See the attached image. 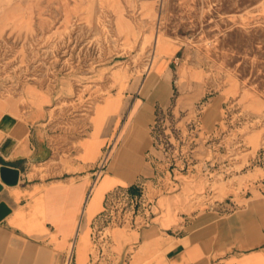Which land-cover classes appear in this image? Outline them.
Here are the masks:
<instances>
[{
  "label": "rangeland",
  "instance_id": "rangeland-1",
  "mask_svg": "<svg viewBox=\"0 0 264 264\" xmlns=\"http://www.w3.org/2000/svg\"><path fill=\"white\" fill-rule=\"evenodd\" d=\"M156 33L166 46L149 83ZM166 78L169 98L155 106L160 138L147 180L185 172L204 186L194 200L212 204L240 191L252 169L264 172V0H0V105L25 121L33 106L25 89L47 99L36 125L49 129L53 154L30 178L48 182L77 170L65 150L69 136L77 133L71 148L78 149L93 107L119 84L122 95H143L145 79L147 89ZM107 112L96 110L93 136L110 126ZM146 193L156 194L150 182ZM104 224L90 246L92 264H127L113 231L134 229L104 234ZM151 257L141 248L132 264Z\"/></svg>",
  "mask_w": 264,
  "mask_h": 264
},
{
  "label": "crops",
  "instance_id": "crops-1",
  "mask_svg": "<svg viewBox=\"0 0 264 264\" xmlns=\"http://www.w3.org/2000/svg\"><path fill=\"white\" fill-rule=\"evenodd\" d=\"M164 80L169 81L155 79L147 89L141 84L143 95H122L119 84L117 92L96 103L79 148H71L77 133L66 144L77 170L48 182L39 174L30 178L32 168L53 154L49 129L36 125L46 117L45 95L25 89L33 104L25 121L0 105V165L20 172L16 186L0 180V203L9 209L0 221V264H64L70 246L73 264H92V224L105 195L153 173L150 128L156 104L162 107L169 98ZM97 109H107L111 123L93 136L91 119ZM103 159L106 168L95 179ZM251 171L240 191L227 190L212 204L194 200L204 193L200 179L185 172L173 175L170 190L156 198L149 226L113 231L122 260L132 264L142 248L152 253L149 264H264V172Z\"/></svg>",
  "mask_w": 264,
  "mask_h": 264
},
{
  "label": "built area",
  "instance_id": "built-area-1",
  "mask_svg": "<svg viewBox=\"0 0 264 264\" xmlns=\"http://www.w3.org/2000/svg\"><path fill=\"white\" fill-rule=\"evenodd\" d=\"M157 117L154 118L153 124L150 128V134L152 139L153 148L160 138L159 133L156 130L158 125ZM106 168L104 159L100 162V165L96 168L94 177L97 178V173H102ZM157 176L153 175L149 180L146 177H139L134 184L126 187H116L110 190L104 197L103 210L97 216L92 224V243L93 248L96 246L95 231L99 224H104L102 230L105 234L106 230L111 228H123L129 225L134 230L150 225L151 219L155 214L156 198L160 194L167 193L172 186V175L169 174V179L166 181L167 176L162 177L156 173ZM150 182L153 189L155 190V196H148L146 193V186ZM136 189V190H135ZM138 189V190H137ZM120 201H123L124 206H120ZM101 233V232H98ZM103 234V233H102ZM106 236H102L105 238ZM106 239V238H105ZM110 239V238H109ZM107 242L104 241L105 245ZM109 245V244H108ZM92 263V255H91ZM64 264H72V257H67Z\"/></svg>",
  "mask_w": 264,
  "mask_h": 264
},
{
  "label": "bare ground",
  "instance_id": "bare-ground-1",
  "mask_svg": "<svg viewBox=\"0 0 264 264\" xmlns=\"http://www.w3.org/2000/svg\"><path fill=\"white\" fill-rule=\"evenodd\" d=\"M158 32V31H157ZM166 46V42L164 41V39H163V37L162 36H160L158 33H156L155 34V36H154V49H153V54H152V57H151V59H150V62H149V64H147L148 66L146 67V70H147V74L148 75H150V73H152V72H155V65H156V59L159 57V54H160V52H161V50L164 48ZM184 74H185V70L184 69H182L181 70V72H180V78H183L184 77ZM160 76V75H159ZM194 77V75L193 74H191V77ZM168 77V76H167ZM155 78V74H151L150 75V77L148 78L149 80H148V82L150 83H152L153 82V79ZM164 83H166L167 82V80H166V82H165V80L163 81ZM167 83H169V81L167 82ZM168 85V84H167ZM130 120V119H129ZM128 124V123H127ZM110 152V151H109ZM109 152H108V154H107V156H106V158L108 159V155H109ZM100 175V173H97V176H99ZM70 251H71V246H70V248H69V250H68V253H67V255H68V257H70ZM147 264H149V262L147 263Z\"/></svg>",
  "mask_w": 264,
  "mask_h": 264
},
{
  "label": "water",
  "instance_id": "water-1",
  "mask_svg": "<svg viewBox=\"0 0 264 264\" xmlns=\"http://www.w3.org/2000/svg\"><path fill=\"white\" fill-rule=\"evenodd\" d=\"M19 170L17 168L9 167L6 165H0V180L8 187L16 186L19 182ZM2 186L0 185V191ZM9 213V209L4 203H0V221Z\"/></svg>",
  "mask_w": 264,
  "mask_h": 264
}]
</instances>
